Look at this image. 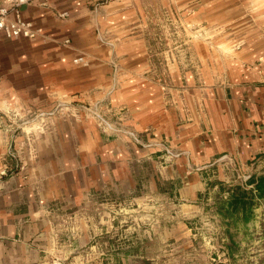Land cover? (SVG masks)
<instances>
[{
	"label": "crops",
	"instance_id": "obj_1",
	"mask_svg": "<svg viewBox=\"0 0 264 264\" xmlns=\"http://www.w3.org/2000/svg\"><path fill=\"white\" fill-rule=\"evenodd\" d=\"M21 12L36 36L0 34V170L14 173L0 179V264H55L57 213L108 186L159 174L192 208L221 162L264 175V0H29Z\"/></svg>",
	"mask_w": 264,
	"mask_h": 264
},
{
	"label": "rangeland",
	"instance_id": "obj_2",
	"mask_svg": "<svg viewBox=\"0 0 264 264\" xmlns=\"http://www.w3.org/2000/svg\"><path fill=\"white\" fill-rule=\"evenodd\" d=\"M92 116L100 131L116 134ZM221 165L211 167L192 208L158 174L108 186L84 208L58 212L55 264H264V184L260 197L250 172Z\"/></svg>",
	"mask_w": 264,
	"mask_h": 264
},
{
	"label": "built area",
	"instance_id": "obj_3",
	"mask_svg": "<svg viewBox=\"0 0 264 264\" xmlns=\"http://www.w3.org/2000/svg\"><path fill=\"white\" fill-rule=\"evenodd\" d=\"M28 1L29 0H3V5H0V34L3 37L7 39H33L36 36L32 23L22 17L21 9L28 3ZM60 16L63 17L66 16V14L62 13ZM73 62L87 65L83 57H77ZM94 116L97 119L99 126L103 127L105 131L109 130L118 132L115 126L103 116L98 113H94ZM128 134L133 137L134 141L138 142L134 133L129 132ZM168 153L170 154L169 151ZM8 155L11 158H14L12 152H9ZM13 174L12 170L8 169V167H4L0 170V179L9 177Z\"/></svg>",
	"mask_w": 264,
	"mask_h": 264
},
{
	"label": "trees",
	"instance_id": "obj_4",
	"mask_svg": "<svg viewBox=\"0 0 264 264\" xmlns=\"http://www.w3.org/2000/svg\"><path fill=\"white\" fill-rule=\"evenodd\" d=\"M256 178H258L259 181H256ZM249 183L255 184V187H256L257 191L259 192V196L261 197V191H263V184H264V175L259 176V177H254V176L251 177Z\"/></svg>",
	"mask_w": 264,
	"mask_h": 264
}]
</instances>
